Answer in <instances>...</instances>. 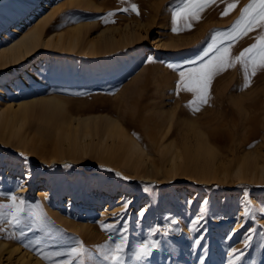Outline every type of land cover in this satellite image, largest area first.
Instances as JSON below:
<instances>
[{"label": "rangeland", "instance_id": "1", "mask_svg": "<svg viewBox=\"0 0 264 264\" xmlns=\"http://www.w3.org/2000/svg\"><path fill=\"white\" fill-rule=\"evenodd\" d=\"M90 2L83 4L78 0H57L54 4H57L56 7L60 4L58 7L61 8L56 10L46 30L66 33L77 25L88 24L85 31L87 38L91 39L100 29L118 26L123 31L128 24L130 30H135L138 23L139 38L129 43L118 42L113 49L100 54L92 55L79 49L39 48L35 55L26 58L16 70H11L8 76L0 79V88H4L5 82L13 84L10 91L6 90L8 93L4 99L16 104L21 100L57 96L66 101L67 111L52 106L43 107L38 101L31 106L30 117L25 120L24 127L31 129V134L40 131L48 134L55 122L56 127H63L67 123L68 110L76 111L72 114L81 116L108 113L116 117L127 112L132 114L126 123L128 134L141 143L149 144L151 138L148 131L155 125L152 124L157 119L155 114L176 107L181 112L174 109L178 113L177 119L171 128L172 135H168L166 142L175 141L178 148L183 147L185 139L194 142L203 118L214 120L207 130L215 129L224 138L220 136L219 140L213 142L218 145L216 176L212 179L198 176L195 167L200 166L199 160L198 164H191L194 170L189 169L184 175L179 172L174 177L161 170L154 180L137 183L135 179H125L115 166L91 159L89 154H77L74 159L59 154L53 158L50 147L43 150L38 147L26 148L14 140H0V204L13 203L10 199L12 195L26 201V211L20 224H9L7 217L0 219V240L16 245L21 252L31 254L42 264H112L104 256L115 253L121 235L126 238L124 264H264V180L256 177L250 179L248 176L240 180L230 173L243 154L250 155L255 150L264 158V117L261 118L264 115V68H256L253 75L251 61L242 63L235 59L243 49L259 42L264 28H255L245 35L237 30L233 33L236 39L225 37L222 40L217 35L231 31L240 20L243 8L252 0H235L236 8L226 16L221 13L233 0H218L195 12L190 20L184 17L190 14V10L195 11V4L180 12L188 0ZM108 13L113 15L109 16ZM44 14H39L27 26L33 25ZM5 21L0 17V32L12 23L6 21V24ZM146 22L150 25L148 31L142 25ZM174 26L177 29L175 32L172 30ZM213 36H217V46L229 49L233 66L215 74L210 82L207 102L201 104L197 93L186 90L192 86L188 81V70L198 67L199 63L193 65L188 62L212 43ZM172 39H175L174 47L168 44ZM5 42L0 39V44ZM149 56L155 57V61L146 62ZM169 64L176 65V68L168 67ZM25 69L28 72L23 84L18 79ZM180 71L185 73L183 78L179 75ZM223 82L227 85V91L223 92L227 97L220 104L217 95H220L218 92ZM227 94L244 96L247 104L252 101L249 104L253 108L248 107L249 112L252 110V114L249 113L251 120L247 121L251 124L245 122L246 129L241 126L244 121L242 116L239 119V112L235 110L232 114L228 104L230 95ZM120 99L127 105H122ZM218 111L219 115L222 114L220 116L227 113V120L233 116L240 120L235 136L232 135L234 128H230L233 127L231 120L222 125L213 118ZM149 114L152 116H147ZM195 114L199 116L198 119ZM202 114L208 115L204 117ZM144 115L148 119H156L148 120V123ZM191 121L198 129L192 130ZM252 124L255 125L253 129L250 128ZM243 128L246 130H243L244 133L241 132ZM156 153L154 151L152 157L157 158ZM224 170L227 173L225 177L222 174ZM28 172L31 173L30 178H26ZM100 174L105 175L106 180H101ZM115 179L119 181L116 183ZM123 181L132 190L125 191L121 186ZM130 199L131 206L125 209L123 203ZM203 200L208 201L204 209L207 218L200 227L202 230L206 228V231H196L191 222L200 211ZM107 204L112 207L122 205V211L110 213ZM141 208L148 211L138 219L137 213ZM245 212H248V216L244 215ZM170 219L176 223L169 224ZM102 224L107 225V229L102 228ZM121 225L127 232L122 233ZM248 229L255 231L248 232ZM201 235L204 238L197 244ZM141 241H158L160 244L146 261L134 258L136 245ZM71 247H83L86 251L82 257H71L68 255ZM234 249L240 252L234 254ZM16 253L13 252L11 258L3 253L1 262L8 264L10 259L15 262Z\"/></svg>", "mask_w": 264, "mask_h": 264}, {"label": "bare ground", "instance_id": "2", "mask_svg": "<svg viewBox=\"0 0 264 264\" xmlns=\"http://www.w3.org/2000/svg\"><path fill=\"white\" fill-rule=\"evenodd\" d=\"M56 1L55 0H0V17L4 18L6 21L12 22L9 25H6L5 27L3 26L4 28L0 32L1 35L0 39H2V41L5 42L6 38H9L7 39L5 44L3 43L0 44V79H4L5 76H8L11 70H16L19 65L25 62L26 58L35 55V52H37L39 48H53V50L58 49V50H68V51L79 49L94 55L113 49L118 42L129 43L139 38V32L137 29L138 23H136L135 30H130L128 24L125 25L123 31H120L118 26H116L115 28L100 29V31L95 36V38H91V39L87 38V31H85L88 28V24L77 25L71 28V30L67 31L66 33L46 30V26L49 24L50 19L52 18L54 13L57 12L56 10H59V8H61L58 7L60 6V4L56 7L57 4H54V2ZM78 3L90 4L91 2L90 0H78ZM42 13L45 14L41 18H39L37 22H34L35 24L33 23V25H30V27L27 26L28 23L32 22V19L34 20V18H36L39 14ZM142 25L146 29V31H148V27L150 26L149 23L146 22L143 23ZM174 40L172 39V41L168 44L174 47L173 45L175 44ZM162 44H164V46L166 45L165 43ZM27 72H28L27 69H25L24 74L19 75L18 80L20 81V83L23 84L25 83V80L27 79L25 73ZM153 75L152 78H155ZM12 85L13 84H11V82L9 81L8 83L5 82V86H3L4 88H0V140L6 142L14 140L16 143H19V145L24 146L26 148L38 147L43 150V148L45 147H50L51 148L50 153L53 155V158L56 155L60 154L64 157L74 159L77 156V154L79 155L89 154L91 159H94L100 163H106L115 166L118 172H120L125 179L130 178V180L127 179L128 181H134L132 179H135L137 183H148L149 181L154 180L156 174H158L161 170H164L163 172H166L167 173L166 175H168L169 173L174 177L175 175L177 176L179 172H181L180 174L184 175L186 174L187 171H189V169L194 170V168H191L192 167L191 164L193 163L196 165L198 164L199 160H200V166L195 167L198 176H200L203 179L204 178L212 179L215 178L216 176V168H218V166L217 167L215 166L216 160L218 158V150L216 146L218 145L214 144L213 142L219 140V138H221L222 136L219 135V131L217 134L215 129L212 131L207 130V126H210L211 124L210 122L214 121L212 120V118L205 117L208 114H206L205 116L203 115L204 113L202 114L205 118H203L204 120L202 122L200 121L201 125H198L200 130L199 133L197 132L194 142L185 139L182 148L181 147L178 148L175 141L166 142V138L168 137V135L169 136L172 135L171 128H173L172 126L176 121L175 119H177L176 115L178 113L176 111L178 110L176 107L174 108L171 107L170 110L167 109L161 110L157 115L155 114V116H157L156 117L157 119L155 117L154 118L150 117L149 119L147 118V116H152L153 113L147 116L146 115L143 116L144 118L147 119V122L148 120L153 121L154 119H156L155 121L152 122V124L155 123V125L151 127L148 131V136L151 138L150 141L152 143L151 142L150 143L152 145H149L150 143L145 144V142H143L144 143L143 144L128 134L126 123H128L129 120L132 118V114H129L127 112H125V114L122 115L118 114L116 115V117L108 113H88L85 116H81L78 113H77L78 115L72 114L73 112L76 111L71 112V110H68L69 114H67L66 116L67 123L63 127H56L57 124L55 122V124L53 125V129L51 130L52 132L50 131L47 134L46 131L44 132L40 131L37 132L36 134H31L30 132L31 129L28 130L27 128H25L26 126L24 127V122L27 118L30 117L29 113H30V109L32 108L31 106L33 104L39 101L43 105V107L52 106L54 108L63 109L67 111L65 105L66 101L63 98L57 96H48V97H41L36 99L32 98L31 100H21L18 103L14 104L13 101H10V99L9 100L4 99V97L8 93V92L6 93V90L9 89L10 91ZM226 86L227 85L225 84L221 86L220 91L217 89L220 95H217L215 93L217 96H219L218 102L220 104H222L221 102H223L222 100L224 99V97H227L225 96V93H223L227 91V90L225 91V89H227ZM229 99L230 101L228 104L231 107L232 114L235 112V110L239 112V116H240L239 119L241 120V116H242V119L244 121L241 126L242 127L244 126L246 129V123H250L247 121L251 120L250 117L251 115L249 116V113L252 114L251 113L252 110L250 109L251 111L249 112L248 107L249 106L251 107L249 103H251L252 101H250L247 104L245 102L247 100H245L244 96L236 97L233 94L230 95ZM211 101L213 102V100ZM260 103L261 101L259 102V104ZM125 104H123L122 101V105ZM151 104L152 103H150V105ZM83 105L84 104H82V106ZM119 105H121V102ZM219 107L217 109H219ZM158 109H156L155 111H158ZM174 109H176V111ZM217 109H215L214 111H216ZM228 109L229 108H227L226 112L228 111ZM258 109H260V107ZM262 110L264 111V109ZM119 111H121V109ZM126 111H128V109H126ZM219 111L218 114L214 112L217 114V116H213V118L216 121L218 120L220 124L222 123V125L228 124V122H230L231 120V122H233V125L231 124L233 127L230 128H234V132L232 133V135H234V133L237 132L238 126H240L238 125L240 120L238 121V119L234 118V116L232 117V119L227 120L228 119V118L226 119L227 113L224 114L225 116H220L222 114L219 115ZM178 112L180 113L181 111ZM205 113H207V111ZM195 116H196L195 118L198 119L199 116L197 117L196 114ZM44 117L46 119H49L45 115ZM262 117H264L263 114L261 118ZM180 119H183V117H181ZM189 124L192 130L196 128L194 126L195 124L192 123V121L189 122ZM145 127L147 128V125ZM254 127L255 125L252 124V127L250 128L253 129ZM245 129L243 128L241 132L244 133L243 130ZM242 133L240 135H242ZM228 138L230 140V135H228ZM48 140H49V144H48ZM231 141L234 142L233 139H231ZM154 151L157 152L156 153L157 158H154L156 157L154 155L152 157V153ZM240 160L241 161L238 162V164H236V166H234V168L230 171V173L233 176H236L240 180H243L245 176H248L250 179L256 177L258 179L263 178L261 180H264V158H261L257 153V151L255 150L251 151L250 155L243 154ZM193 173L194 171L191 172V174ZM222 174L223 177H225L227 174L226 170H224ZM99 178L103 181L106 180V176L103 174H100ZM118 181L119 180L115 179L116 183ZM121 186L125 191L132 190V187L125 181L122 182ZM121 193L122 195H124L123 192ZM134 198L135 197L133 196L132 201H134ZM120 203L121 201L119 202V204ZM119 204L115 205L114 207L107 204L110 213H115L116 211L118 212L122 211L120 209H122L123 206ZM13 252H17L16 254H14L15 262H12L10 259L9 260L10 263L8 264H42L37 258L32 256L31 254L24 251L21 252V250H19V248L16 245H9L6 242L0 240V264H7L1 262L2 261L1 257L3 253H7L8 254L7 256L11 258Z\"/></svg>", "mask_w": 264, "mask_h": 264}, {"label": "snow or ice", "instance_id": "3", "mask_svg": "<svg viewBox=\"0 0 264 264\" xmlns=\"http://www.w3.org/2000/svg\"><path fill=\"white\" fill-rule=\"evenodd\" d=\"M215 3V0H188V4L184 6V8L180 9V12H185V9L189 7V5L195 4V11L190 10V14L186 15L184 18L186 20H190L194 18L195 12H198L202 9L205 5H211ZM133 9L136 8L135 5L132 6ZM236 8V2L228 3L225 7L224 11L221 13L222 16H226L229 14L230 10H234ZM126 11V9H125ZM107 15L111 16L113 13H108ZM103 19V18H101ZM175 15L173 17V24L175 25ZM255 28H264V0H252V3L248 4L246 7L243 8L240 20L236 22L235 26L232 28L231 31H226L224 33H217L218 36L223 38H230L236 39L237 37L233 36V33L239 30L241 35H245L248 32L252 31ZM174 32L177 31L176 27L174 26L172 29ZM217 36L212 37V43L208 45L206 49L203 50L201 54H198L188 63L193 65L199 63L198 67H193L188 70V81L191 82V87H187V91H192L197 93L198 99L201 104L207 102L210 82L213 80L214 76L218 72H222L229 67H232V62L229 59V49L227 47H219L216 44ZM211 58L205 60L206 57ZM155 57L149 56L146 58V62H154ZM242 63H246L247 61H251L253 65V75H255L256 68H264V35L259 38L258 43H254L251 46L243 49L239 56L235 58ZM168 67L175 69L176 65L169 64ZM179 75L183 78L185 76L184 71H180ZM180 82H178V87ZM191 105V102H190ZM194 110H199L195 108ZM26 178H30L31 173L28 172L25 174ZM13 203L10 204H0V219L7 217L8 223L12 225H18L22 221V216L26 211L25 204L26 201L24 198L17 197L16 195H12L10 197ZM131 201L125 200L123 206L125 209L131 206ZM191 203V201H189ZM208 204L207 200H203L200 205V211H198L196 217L193 219L192 226L196 231H206V228L203 230L201 229L200 225L202 222L206 221V213H205V206ZM7 209V212L3 210ZM264 210V209H262ZM148 209L141 208L137 213L138 219L143 217ZM245 216H248V212L244 213ZM169 224H175L176 221L174 219L168 220ZM102 228L107 229V225L102 224ZM112 227H115L114 225ZM121 230L123 232H127L126 228H123L121 225ZM158 232L159 229H156ZM255 229H248V232H254ZM247 234V233H246ZM24 233L21 232V236ZM204 238L203 235L200 236V239L196 241L197 244L200 243V240ZM126 243V238L121 235V242L116 245L115 253L112 256L105 255V260H111L112 264H124V244ZM160 246L158 241H141L136 245L134 251V258L137 261L147 260V258L151 257L154 250ZM107 247V246H105ZM86 250L83 247H71L68 250V255L71 257H82ZM239 249H234L233 253H239ZM59 255V253H57ZM47 259V257H44ZM203 264V262H202Z\"/></svg>", "mask_w": 264, "mask_h": 264}]
</instances>
